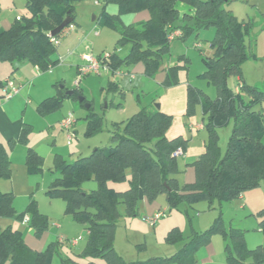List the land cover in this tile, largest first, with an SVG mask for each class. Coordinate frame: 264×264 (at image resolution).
<instances>
[{
  "label": "trees",
  "instance_id": "obj_1",
  "mask_svg": "<svg viewBox=\"0 0 264 264\" xmlns=\"http://www.w3.org/2000/svg\"><path fill=\"white\" fill-rule=\"evenodd\" d=\"M78 0H26L30 16L15 18L9 27L0 29V61H23L45 69L56 65L59 57H54L58 44L50 40V32L69 16L74 21L75 2ZM118 5V14L101 12L104 23L119 32L118 43L129 44L124 57L110 52L109 65L112 69L142 62L144 74L154 77L161 68L170 49L169 36L180 31L178 37L185 38L193 31L213 26L216 36L211 46L216 48L214 57L201 55L204 64L202 75L217 88L215 98H210L200 88L187 87V115L194 113L195 105L200 104L206 117L204 128L207 132L205 150L190 164L194 166L195 179L179 184L176 155L173 152L187 146L182 136L168 138L166 130L171 123V115L158 109L142 106L130 117L112 122L110 141L106 145L95 146L88 155H79L73 160L61 154L53 156V171L57 173L48 185L47 193L65 200L66 213L85 225L88 240L82 255L91 258L84 263L72 258L61 257V264H100L93 258H103L102 264H195L192 250L206 241L211 232L219 229L215 223L202 234L195 233L183 247L170 256L150 257L147 260L126 261L116 252L113 245V229L119 214L118 204L122 203L128 213H136V205L143 197L153 199L164 193L169 208L181 203H190L200 198L211 201L239 197L245 189L254 187L264 179V109L255 106L264 101V90L246 83L240 78L238 90L227 87L226 76L230 70L240 71L248 58L245 52V38L249 34L246 23L238 21L230 11L222 7L224 0H103ZM185 2L192 12L179 15L177 2ZM147 10L149 16L136 23L124 24L120 21L122 12ZM69 25V24H68ZM60 32L51 35L59 39ZM253 56V55H252ZM182 62L179 64L178 62ZM189 57L181 54L178 62L166 68L162 85L177 83L178 70L186 66ZM0 80V87L2 86ZM107 91L118 90L114 81H109ZM243 89L245 97L241 95ZM66 98H77L76 90L67 94L65 88L43 98L36 104L38 113L45 115L59 109ZM83 96L82 105L86 101ZM86 115V134L101 129L103 115L92 110ZM232 119V129L227 145L221 154L218 143L219 127ZM29 125H24L17 140L28 137ZM15 142V139H10ZM25 163L29 171L42 169L43 157L28 146ZM10 160L5 146L0 143V177L10 173ZM129 170V177L127 171ZM95 181V189L86 190L84 181ZM127 181V187L118 190L109 182ZM28 214L30 226L39 233L47 226V217L37 209L31 198L25 209L17 212L11 192L0 191V215L23 220ZM178 232V231H177ZM179 233V232H178ZM174 236L171 241L179 236ZM173 234L169 233V236ZM242 231L230 230V240L234 252L227 243V264H251L264 262V246L248 248ZM180 237V236H179ZM59 241L51 242L43 251L29 247L18 229L7 226L0 231V264H50L53 252ZM250 257L252 262L244 258Z\"/></svg>",
  "mask_w": 264,
  "mask_h": 264
},
{
  "label": "rangeland",
  "instance_id": "obj_2",
  "mask_svg": "<svg viewBox=\"0 0 264 264\" xmlns=\"http://www.w3.org/2000/svg\"><path fill=\"white\" fill-rule=\"evenodd\" d=\"M25 1L0 0V29H5L1 22L4 17L13 21L15 15L17 18L30 16ZM222 7L249 27V34L244 42L248 58L242 63L240 71L237 69L229 71L226 76L227 87L236 91L242 77L246 83L264 90V0H224ZM103 8L108 14H118V5L114 2L103 0L75 2L74 21L60 34V43L54 52V57L61 56L60 62L52 65L50 69L38 68L26 60L0 61L1 82L10 78L17 85L24 83L26 84L24 91L27 92L24 94L23 91H19L7 100L0 97V141L8 152L11 168L9 175L0 177V189L13 194V203L17 212L23 211L30 198H34L38 211L47 217V226L39 233H35L30 223H25L16 217L0 215V231L7 226L18 229L27 245L36 251H43L49 243L59 241L50 264H61V257H69L81 263L91 259L84 257L81 253L88 240L86 224L73 219L71 214L66 213V203L62 197H51L47 193L49 182L57 176V173L53 171L54 153H60L67 160H73L79 155H88L95 147L94 145L112 143L110 141L112 122L127 119L142 106L148 105L151 110L160 109L157 104L160 107L161 105L166 107V101L168 103L170 101L171 105L165 108V111H171L174 120L184 110L185 102L178 98L179 95H168L171 89L166 90L154 77L132 70L133 64L129 67L123 64L120 69L131 72L134 78L130 79L129 76L122 75L120 88L112 93L106 91L107 74L112 76L107 71L102 70L99 74L85 75L78 73L75 63L77 55L79 56L82 52L98 56L115 51L121 58L128 52L129 44L118 43L120 37L118 30L103 22L100 16ZM177 8L180 16L184 12H192V7L185 2H177ZM147 15L149 16L147 10L122 12L119 18L122 23L131 24ZM94 31L98 33L94 34ZM215 36V27L208 26L191 32L185 38L173 37L170 40L169 53L164 58V61L172 59L176 63L181 54L188 56L187 68L181 67L178 70L180 83L187 82L197 86L210 98L216 97L217 88L202 75L205 66L201 55L214 57L216 48L211 46V42ZM66 49H69L70 53ZM84 62L83 60L80 63ZM120 77L117 75L115 78ZM62 87L66 90H76L77 95L85 96L87 100L83 104L91 103L92 110L103 115L100 130L86 134L85 117L89 110L77 98H66L61 107L50 114L41 115L36 111L35 104L39 101L37 99L49 96ZM240 93L242 96L245 95L243 89H240ZM28 97L31 99L30 104L26 103ZM261 107L264 109V101L255 106L256 109ZM69 112L77 122L72 126L70 143L67 142L65 130L58 124L59 116L62 113L67 115ZM7 116L10 129L19 126L15 142L2 136V130L5 127L3 118ZM186 120L187 116H184V121ZM28 122L30 129L27 132V139L17 140L22 128L25 124L28 125ZM232 123L231 119L228 124L217 129L221 154L225 151ZM75 126L76 130H74ZM198 135L193 138L191 142L193 145L199 143L200 138H206L205 130H200ZM44 141L49 143L55 152L53 151L50 158H43L41 170L29 171L25 163L26 149L28 146L34 147L35 143ZM261 141L264 144V135ZM182 160L183 156H180L178 158L180 164ZM129 175L128 170L127 177ZM174 176L179 184L185 182L186 174L181 170ZM109 184L118 190L127 187L126 180L109 182ZM156 198L159 200L160 207L154 214H149L147 203H153ZM145 200L138 202L136 213H128L122 203L118 204L119 214L113 229V245L116 252L126 261L170 256L181 249L195 233L202 234L210 230L215 223H218L219 229L211 232L206 241L199 243L192 250L195 264H227V243H229L230 252H234L233 242L230 240L231 229L242 231L248 248L259 244L264 245V179H260L254 187L245 189L242 192V198L220 200L214 198L211 201L200 198L172 208L168 207L164 193ZM161 211L163 215L157 217L153 225H149L145 217L154 218L157 212ZM169 233L173 235L169 236ZM176 233L180 237L171 241L172 237L177 236ZM74 239H77L76 243H72ZM212 246L214 250L210 251L209 248ZM244 259L246 262H252L250 257ZM93 260L100 264L104 262L100 257ZM170 264H177V262Z\"/></svg>",
  "mask_w": 264,
  "mask_h": 264
},
{
  "label": "crops",
  "instance_id": "obj_3",
  "mask_svg": "<svg viewBox=\"0 0 264 264\" xmlns=\"http://www.w3.org/2000/svg\"><path fill=\"white\" fill-rule=\"evenodd\" d=\"M15 18H17L16 15H15ZM147 18H148V15L146 17L140 19L139 21L145 20ZM1 22H2V24L4 26V28H7L8 26H10V24H11L12 21H10V19L8 17H4V18L1 19ZM68 50L69 49H66L67 52H68ZM69 53H70V50H69ZM83 55H87V53L82 52L79 56L77 55V61L75 63L76 64V68L78 67L79 64H81L80 63L81 61L83 62V59H82V56ZM58 56L60 57V55H58ZM176 63L172 59H167V61H164L163 64L161 65V68L155 74L154 78H156V80L158 81V83L161 86H163L164 88H166V90L167 89H171V91L168 93V95H171V96L179 95L178 98L180 100H182L183 102H185L184 103V106H183V109L184 110H182L183 111L182 114L180 113L178 115L177 118H179V119L176 118V120H174V118H173V115H172L173 113H170L171 111H169V112L168 111H165V108H169L168 106L171 105V104H169L170 101H169V103H168V101H166V103H165V106L166 107H163V105H161V107H160V105H159V108L160 109H158V110H160V111H162V112H164L166 114L171 115V123H170L169 127L166 130V136L168 138H174V137H177V136H182L183 138L187 139V146H186L185 150L181 154L177 155L176 156V159H177V164H178L179 170H181V172H183L184 174H186V179H185V182L184 183H189V182H192L195 179L194 166L191 165L190 163L192 161L196 160L197 157L205 150V143L207 142V132H206V130L204 128V122L206 120V117L203 115L202 109H201V106H200L199 103L195 105L194 113L191 114V115H187V110H186L187 109V87L189 85H191L190 83H187L186 82L184 84H181L180 81H179V78L177 77L178 78L177 83H172V84L167 85V86L161 84V82L166 77V68L167 67H170V66H172V65H174ZM178 63L181 64L182 62H178ZM133 65H134L133 66V69L131 68L132 70L136 71L137 73H143L144 72V66H143V63L142 62H137V63H135ZM128 67H129V65H128ZM183 67L184 68H187L186 66H183ZM107 73L112 74L111 77L108 76V74H107V81H108L107 84L109 83V81H114L117 84V88H120L119 85H120V81H122V79H123V76L124 77L127 76V75H123V76L120 75L121 77L119 79H117V78H115V77H117V74H114L112 71H107ZM177 76H178V73H177ZM25 86H26V84L21 83L20 84V90L19 91H21V92L23 91L24 94H27V92L24 91ZM191 86H194V85H191ZM194 87H197V86H194ZM106 91H107V88H106ZM56 93H57V91L54 92V93H52L51 95H54ZM107 93H112V91L109 90V91H107ZM51 95H49V96H51ZM0 97H2V96H0ZM46 97H48V96H46ZM43 98H45V97H42V99ZM27 99L28 100H26V98H25L26 103H29L30 104L31 103V99L29 97ZM42 99H37V100L41 101ZM39 101H37L36 104ZM36 104H35V108H36ZM145 107L148 108V105L145 106ZM48 114H50V113H48ZM62 115H63V113H62ZM62 115L59 116L58 124H60V121L66 116V115H63V116ZM184 116H187V120L186 121H184ZM57 117H58V115H57ZM7 120H8V116L6 118H3V125L5 127L2 130V136L4 138L15 139V137L18 134V127L19 126H16V127L10 129L9 128V120L8 121ZM75 123L77 124V122L75 121L73 125H76ZM29 124L30 123L28 122V125ZM75 128H76V126L74 127V130H76ZM200 130H205V132H206V138L205 137L200 138L199 139V143L193 145L191 142L193 141V138L196 135L199 134V131ZM218 141H219V138H218ZM0 143H1V141H0ZM190 143H191V146H190ZM33 146L34 147H32V146H30V147H32L43 158H50L53 155V153L55 152L54 151V148L51 147L50 144L47 143V142H45V141L44 142L35 143ZM87 146H91V145H87ZM94 146H99V145H94ZM55 153H57V152H55ZM180 156H183V160L181 162L182 164H180V162L178 161V158ZM177 181H178V179H177ZM81 186L84 189H86V190H92V189H95L96 188L97 184H96L95 181H91L90 180V181H84ZM0 191H2V190L0 189ZM2 192H7V191H2ZM239 198H242V194L239 196ZM143 199L145 200L147 198L146 197H143L142 198V201H143ZM145 201H147V200H145ZM158 201L159 200H157V198H156L154 200V202L151 203V204H148L146 202L147 203V210H148L149 214H154L157 211V209L160 207V205L158 204ZM25 216L28 217V215H25ZM25 223H27V222H25ZM24 241H25V239H24ZM259 245L264 246L263 244H259ZM213 246L211 248H209L210 251H213L214 250ZM253 248H255V247H253ZM254 264H264V262L254 263Z\"/></svg>",
  "mask_w": 264,
  "mask_h": 264
},
{
  "label": "built area",
  "instance_id": "obj_4",
  "mask_svg": "<svg viewBox=\"0 0 264 264\" xmlns=\"http://www.w3.org/2000/svg\"><path fill=\"white\" fill-rule=\"evenodd\" d=\"M97 31H94V34H97ZM180 35V31H175L173 32L169 38L172 39L173 37ZM50 36V40L54 43V44H59L60 41L57 38ZM196 46H199V44H196ZM109 57H110V53H105L102 55H98V56H92V55H83L82 59L85 61L83 64L78 65L77 69H78V73L80 75H85V74H89V73H97L99 74L102 70H107V71H112L114 74L117 75H127L129 76L130 79L134 78V74H132L129 71H125L122 70L120 68H116V69H112L109 65ZM60 58L59 57V62H60ZM52 66H48L47 68L50 69ZM77 83V82H76ZM239 87V86H238ZM238 87L236 88V90H238ZM20 90V85L15 84V82L10 79L7 78L6 80L3 81L2 86H1V96L4 99H10L12 96H14L16 93H18ZM75 122V119L72 116V113L69 112L61 121H60V126L65 130L66 132V139L67 142L70 143L71 139H72V126ZM181 148H177L173 154L174 155H179L181 154ZM163 215V211L161 212H157L156 217L151 218V217H145V219L148 221L149 225H153L156 218L159 216ZM28 221V217L24 216L23 218V222H27ZM77 239L72 240V243H76Z\"/></svg>",
  "mask_w": 264,
  "mask_h": 264
},
{
  "label": "water",
  "instance_id": "obj_5",
  "mask_svg": "<svg viewBox=\"0 0 264 264\" xmlns=\"http://www.w3.org/2000/svg\"><path fill=\"white\" fill-rule=\"evenodd\" d=\"M71 21H72V18H71V17H69V16L65 17L59 25H57L55 28H53V29L51 30L50 34H51V35H55V34H57V33L60 32V31L66 26V25L70 24ZM66 93H67V94H72V93H73V90H66ZM77 99H78L79 101H83V96H81V95H77ZM84 105H85L86 108H89L90 103H89V102H86V103H84ZM157 107L159 108V104H157Z\"/></svg>",
  "mask_w": 264,
  "mask_h": 264
}]
</instances>
